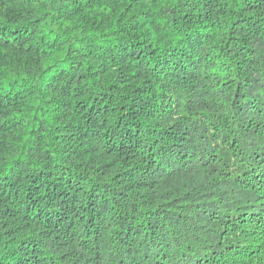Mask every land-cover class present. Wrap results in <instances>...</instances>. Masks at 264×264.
I'll use <instances>...</instances> for the list:
<instances>
[{
  "label": "trees",
  "instance_id": "16d2710c",
  "mask_svg": "<svg viewBox=\"0 0 264 264\" xmlns=\"http://www.w3.org/2000/svg\"><path fill=\"white\" fill-rule=\"evenodd\" d=\"M0 264H264V0H0Z\"/></svg>",
  "mask_w": 264,
  "mask_h": 264
}]
</instances>
